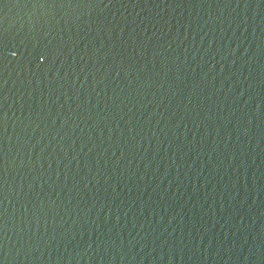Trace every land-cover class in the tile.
<instances>
[{"label": "water", "instance_id": "water-1", "mask_svg": "<svg viewBox=\"0 0 264 264\" xmlns=\"http://www.w3.org/2000/svg\"><path fill=\"white\" fill-rule=\"evenodd\" d=\"M264 0H0V264H137Z\"/></svg>", "mask_w": 264, "mask_h": 264}]
</instances>
